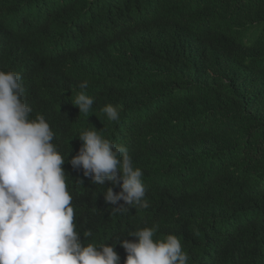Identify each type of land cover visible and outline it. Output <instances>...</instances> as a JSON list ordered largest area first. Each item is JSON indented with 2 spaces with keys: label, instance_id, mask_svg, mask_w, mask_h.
Returning a JSON list of instances; mask_svg holds the SVG:
<instances>
[{
  "label": "trees",
  "instance_id": "1",
  "mask_svg": "<svg viewBox=\"0 0 264 264\" xmlns=\"http://www.w3.org/2000/svg\"><path fill=\"white\" fill-rule=\"evenodd\" d=\"M92 30L108 52L77 43ZM0 70L21 76L31 118L55 133L82 204L77 231L93 233L85 244L135 242L130 231L157 226L155 239L180 238L188 264H264V0H0ZM81 91L89 117L73 105ZM92 126L130 150L147 208L113 215L72 167Z\"/></svg>",
  "mask_w": 264,
  "mask_h": 264
},
{
  "label": "clouds",
  "instance_id": "2",
  "mask_svg": "<svg viewBox=\"0 0 264 264\" xmlns=\"http://www.w3.org/2000/svg\"><path fill=\"white\" fill-rule=\"evenodd\" d=\"M95 15L91 9L78 23ZM99 30V38L110 43L106 27ZM94 33L98 31L89 32L86 40L77 37V43L98 49L100 55V49L108 52L100 40L89 37ZM62 57L64 50L58 59ZM87 87V81L80 84L81 89ZM25 92L17 72L0 70V264H120L121 256L126 257L124 264H188L180 238L169 234L155 239L157 226L130 231L127 236L135 237V242L119 239L114 244H85L83 241L93 236L91 230L81 240L75 219L81 217L82 204L68 189L62 168L65 159L53 143L55 133L45 118H31L32 108L23 99ZM93 103L94 99L81 91L73 105L79 114L89 117ZM102 111L110 121L120 118L118 107L112 104ZM78 138L82 146L70 163L83 170L89 183L104 189L105 202L116 205L111 208L113 215L149 206L143 172L134 167L129 149L104 138L93 126ZM215 242L214 261L219 262L224 248Z\"/></svg>",
  "mask_w": 264,
  "mask_h": 264
},
{
  "label": "bare ground",
  "instance_id": "3",
  "mask_svg": "<svg viewBox=\"0 0 264 264\" xmlns=\"http://www.w3.org/2000/svg\"><path fill=\"white\" fill-rule=\"evenodd\" d=\"M83 173V170L82 171H80V174H82Z\"/></svg>",
  "mask_w": 264,
  "mask_h": 264
}]
</instances>
